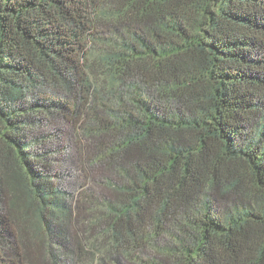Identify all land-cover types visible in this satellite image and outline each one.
<instances>
[{
  "label": "trees",
  "instance_id": "1",
  "mask_svg": "<svg viewBox=\"0 0 264 264\" xmlns=\"http://www.w3.org/2000/svg\"><path fill=\"white\" fill-rule=\"evenodd\" d=\"M89 262L264 264V0H0V264Z\"/></svg>",
  "mask_w": 264,
  "mask_h": 264
},
{
  "label": "rangeland",
  "instance_id": "2",
  "mask_svg": "<svg viewBox=\"0 0 264 264\" xmlns=\"http://www.w3.org/2000/svg\"><path fill=\"white\" fill-rule=\"evenodd\" d=\"M55 134V137H54V139H55V141H58L56 138H58V137H65L64 135H62L61 133H59V132H55L54 133ZM62 146H60V148H61ZM85 264H91L90 262L89 263H85Z\"/></svg>",
  "mask_w": 264,
  "mask_h": 264
}]
</instances>
